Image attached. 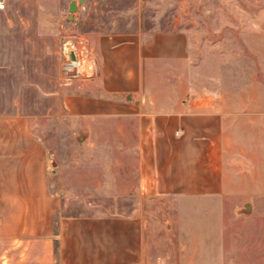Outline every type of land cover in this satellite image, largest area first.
Segmentation results:
<instances>
[{
	"label": "crops",
	"instance_id": "1",
	"mask_svg": "<svg viewBox=\"0 0 264 264\" xmlns=\"http://www.w3.org/2000/svg\"><path fill=\"white\" fill-rule=\"evenodd\" d=\"M45 7L42 0H5L0 9V264H143L146 214L137 207L66 213L67 194L54 189L57 171L52 174L48 147L36 130L42 119L64 118L86 140L96 131L104 134L98 141H129L125 149L99 146L96 158L86 155L81 164L102 173L97 188L108 179L115 189H129L123 192L129 196L217 197L235 182V191L245 192L264 143L256 125L244 130L242 121L251 118L246 112L184 96L177 86L174 94L155 98L161 77L187 62L186 32L87 34L96 71L74 79L78 74L66 68L72 30L47 18ZM241 216L234 220L241 219L247 237L258 242L236 245L235 252L251 254L234 264H264V215ZM226 223L217 227L225 239Z\"/></svg>",
	"mask_w": 264,
	"mask_h": 264
},
{
	"label": "rangeland",
	"instance_id": "2",
	"mask_svg": "<svg viewBox=\"0 0 264 264\" xmlns=\"http://www.w3.org/2000/svg\"><path fill=\"white\" fill-rule=\"evenodd\" d=\"M71 1L42 3L47 18L62 20L72 30L69 42L76 47L80 62V72L74 79L92 77L96 71L94 56L87 52V34L142 32L149 36L184 31L188 35L187 62L170 67L169 76L161 77L155 98L174 94L177 86L184 96L211 98L224 111L246 112L254 123L242 121L244 130L256 125L259 143H264V0H84L78 2L73 16L69 11ZM36 130L48 147L52 174L53 169L57 171L54 189L67 194L66 213L128 212L137 207L146 214L143 264H234L236 259L241 262L243 256L246 260L251 254L242 248L235 252L236 245L246 248L252 240L258 242L247 237L248 228L234 217L264 215L262 147L260 164L251 166L256 170L249 171L244 181L249 185L247 191H235V182L231 192L224 195L181 200L154 193L129 196L123 193L129 189H115L108 179L105 187L97 188L102 173L93 165L81 168L82 160L86 155L95 159L99 146L106 151L125 149L127 140L114 141L111 137L98 141V135L104 134L96 131L86 140L85 134L64 118H44ZM250 151L254 153V144ZM105 159L112 175V157ZM82 176L90 178L84 180ZM246 203L251 204V210L244 213ZM218 215L231 216L222 221ZM221 222H228L223 227L225 232L230 229L227 239L217 228ZM258 222L256 218L247 225Z\"/></svg>",
	"mask_w": 264,
	"mask_h": 264
},
{
	"label": "water",
	"instance_id": "3",
	"mask_svg": "<svg viewBox=\"0 0 264 264\" xmlns=\"http://www.w3.org/2000/svg\"><path fill=\"white\" fill-rule=\"evenodd\" d=\"M84 0H72L70 2V5H69V11L71 13V16H73V13L78 9V2L81 3L83 2ZM68 58L71 59V60H76L77 59V55H76V52L74 51V49L72 47H70L68 49ZM250 207V210H251V204L250 203H246L245 204V207L242 209V211L244 213H247L249 212L250 210H248V208Z\"/></svg>",
	"mask_w": 264,
	"mask_h": 264
},
{
	"label": "built area",
	"instance_id": "4",
	"mask_svg": "<svg viewBox=\"0 0 264 264\" xmlns=\"http://www.w3.org/2000/svg\"><path fill=\"white\" fill-rule=\"evenodd\" d=\"M4 8H5V0H0V9H4ZM70 47H72L74 49V51L76 52L77 59L76 60H71V59L68 58V62H67L66 68H67V70H68V72L70 74H78V68L72 67V63H74V62L79 60V57H78V54H77V50H76V47L74 45H69L68 49ZM68 49H67V52H68ZM74 68H75V70H74Z\"/></svg>",
	"mask_w": 264,
	"mask_h": 264
},
{
	"label": "bare ground",
	"instance_id": "5",
	"mask_svg": "<svg viewBox=\"0 0 264 264\" xmlns=\"http://www.w3.org/2000/svg\"><path fill=\"white\" fill-rule=\"evenodd\" d=\"M78 61H79V60H78ZM78 61H76V62L72 63V67H75V68H77V63H78ZM75 68H74V70H75ZM248 210H250V207L248 208Z\"/></svg>",
	"mask_w": 264,
	"mask_h": 264
}]
</instances>
